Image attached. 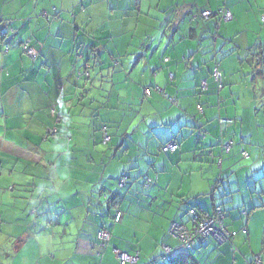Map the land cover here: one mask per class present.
<instances>
[{
    "label": "crops",
    "instance_id": "crops-1",
    "mask_svg": "<svg viewBox=\"0 0 264 264\" xmlns=\"http://www.w3.org/2000/svg\"><path fill=\"white\" fill-rule=\"evenodd\" d=\"M262 16L264 0H0V264H120L115 249L138 264H264ZM87 66L94 81L77 80ZM104 126L133 160L102 159ZM191 207L221 208L234 239L185 252L170 227L190 228Z\"/></svg>",
    "mask_w": 264,
    "mask_h": 264
},
{
    "label": "built area",
    "instance_id": "built-area-1",
    "mask_svg": "<svg viewBox=\"0 0 264 264\" xmlns=\"http://www.w3.org/2000/svg\"><path fill=\"white\" fill-rule=\"evenodd\" d=\"M212 16H214V13L211 11H205L202 13V17H204L205 19L211 18ZM221 17L226 22L231 21L233 19V16L230 13V11L222 12ZM261 21L264 24V16H262ZM24 52L26 55L32 58L36 56V53L33 51L31 47L28 46L27 43L24 46ZM215 77L217 81L221 84L222 81L221 73L216 71ZM202 86L204 89H206L207 83L203 82ZM233 123L234 122L232 120H225V119L220 120V124L222 126ZM231 147H232V143H229L225 146V149L229 151ZM177 149H178V144L176 142H170L165 145L163 150L165 152H175ZM149 182H151V180L148 179V183ZM124 183L125 181H122V184ZM121 216H122L121 212H118L116 215L117 222L120 221ZM188 217H189V223L191 224L190 228L185 224H179L174 222L171 224L170 227V233H172L180 242H182V248L187 253L188 252L194 253L196 250V246L202 244L206 239L210 237H214L219 243H225L228 241H232L233 237L236 235L235 232H231L226 228L224 224V214L221 208H217L216 215L213 218L210 217L204 218L203 216L198 214L194 209H191L189 211ZM99 240L101 241L103 246L108 245L111 240L110 231L106 228H103L99 233ZM163 250H164V255H163L164 259L171 260L174 255L173 250L168 246H164ZM114 252L120 264H138L140 260L139 253L135 255H130L120 250H114ZM253 264H262L261 257L256 256Z\"/></svg>",
    "mask_w": 264,
    "mask_h": 264
},
{
    "label": "trees",
    "instance_id": "trees-1",
    "mask_svg": "<svg viewBox=\"0 0 264 264\" xmlns=\"http://www.w3.org/2000/svg\"><path fill=\"white\" fill-rule=\"evenodd\" d=\"M213 17V16H212ZM223 20V19H222ZM8 31H13V29H10V30H6V31H2V32H4V33H2L3 35H6L7 33H8ZM2 35V36H3ZM28 56V55H27ZM30 57V56H29ZM30 58H32V57H30ZM91 70L89 69V67L87 66V67H84L83 69H78V70H76V72H75V75H76V78H77V80H82V79H87V80H89L90 78H91V72H90ZM216 71H218V72H220L217 68H215V70H214V72H213V76H214V80H216L215 82H217V84H218V88H220V86H222L223 84L221 83H219L218 81H217V79H216V77H215V73H216ZM221 73V72H220ZM221 75H222V73H221ZM223 77V76H222ZM206 82V81H205ZM207 83V82H206ZM201 87H202V90H204V91H206L207 89H208V83H207V88L206 89H204L203 88V86L201 85ZM145 94H146V96H148V95H150V90H146V92H145ZM167 100L170 102V104L172 105V106H178V104H177V100H175V99H173L172 97H167ZM221 120V119H220ZM220 120H219V123H220ZM225 120H227V119H225ZM234 123H235V121L234 120H232ZM233 123V124H234ZM221 125V124H220ZM222 126V125H221ZM107 129H108V127L107 126H104V128L103 129H101V131L103 132V135H102V139H103V142H104V144H108V142L110 141L109 139H110V136H109V134H108V132H107ZM55 133V132H54ZM203 135H205L204 133H201L200 134V136L201 137H203ZM170 142H176L177 144H178V149L175 151V152H177L178 150H179V147H180V144L178 143V141L175 139V140H173V141H170ZM170 142H168V143H170ZM167 143V144H168ZM229 144V143H228ZM232 144H233V142H232ZM165 145L166 144H164L162 147H161V151L162 152H165L163 149H164V147H165ZM227 145V144H226ZM226 145H224L223 146V151L224 152H230V150L229 151H227L226 149H225V146ZM169 153H174V152H169ZM245 153V152H244ZM122 181H125V183L124 184H122ZM119 184H120V186H121V188H124L125 186H127V184H128V176H126V175H124V176H122V178L120 179V182H119ZM146 184H148V178H146ZM115 194V193H114ZM114 194H108V191H105V190H101V192H100V194H99V196H100V199H103L106 203H109V204H111V202H115L114 200ZM117 194V193H116ZM113 196V197H112ZM191 209H194L198 214H200L201 216H203L204 218H213V217H215V215H216V210H217V208L215 209V212H214V214L213 215H208V214H206V213H204V212H202V210H199V208L198 207H191L189 210H188V212H187V217H188V214H189V211L191 210ZM118 212H121V214L123 215V212L121 211V210H117L116 211V214L118 213ZM223 212V211H222ZM122 217V216H121ZM188 219H189V217H188ZM174 223H178V222H174ZM179 224H182V223H179ZM225 224V223H224ZM230 231V230H229ZM231 232H233V231H231ZM236 233V232H235ZM237 234V233H236ZM235 237V236H234ZM234 237H233V239H234ZM164 246H166V245H164ZM163 246V247H164ZM169 247V246H168ZM115 250H118V249H115ZM126 253V252H125ZM127 254H129V253H127ZM130 255H132V254H130ZM140 255V254H139ZM164 255V254H163ZM254 262V261H253Z\"/></svg>",
    "mask_w": 264,
    "mask_h": 264
},
{
    "label": "rangeland",
    "instance_id": "rangeland-1",
    "mask_svg": "<svg viewBox=\"0 0 264 264\" xmlns=\"http://www.w3.org/2000/svg\"><path fill=\"white\" fill-rule=\"evenodd\" d=\"M161 33L163 34V31H161ZM26 44V43H25ZM25 44H24V46H25ZM160 45V41L159 42H157V46H159ZM7 51V47H5V52ZM119 57V56H118ZM91 72V78H92V80L94 81V77H93V75H94V71H90ZM106 81H108V82H110L108 79H106ZM108 85H110V84H106V87H108ZM83 122V121H82ZM81 121L80 122H78V123H82ZM85 122V126L83 127V130H82V133H85V134H87L89 131H90V127H91V125L93 124L92 122H87V121H84ZM88 124H90V126H87ZM128 124H130V119L128 120V119H124V120H122V125H123V128H121V132L119 133V134H117L116 132H115V134H117V135H119L118 137L120 138V143L121 142H123V132H124V130L126 129V127L128 126ZM111 128H112V126H111ZM110 128V129H111ZM112 130V129H111ZM113 130L115 131V130H117V128H113ZM123 134V135H122ZM132 134V133H131ZM128 135V137H127V139H126V142H130V144L131 143H133V144H135L136 142H133L135 139H138V137L136 136V135H134V134H132V135ZM84 134H82V135H79L80 137H82ZM116 136V135H115ZM151 137H153L152 135H150ZM126 137V136H125ZM111 142H112V140L111 141H109L108 142V144L106 145V144H104V142L101 140V142L99 143V147L100 148H102V150H100L101 152H103V153H106L107 154V157H105V155L103 154L102 156H103V158L102 159H106V161L105 162H108V163H110V162H130L131 160H133V158H132V156H133V152H130L129 153V157H128V154H127V152H126V150L125 151H122V150H119V152L116 150V147H113V145L114 144H111ZM116 145V144H115ZM115 154V155H114ZM92 157H93V155H92ZM111 169V168H110ZM109 169V170H110ZM116 192V190H108V194H114Z\"/></svg>",
    "mask_w": 264,
    "mask_h": 264
}]
</instances>
